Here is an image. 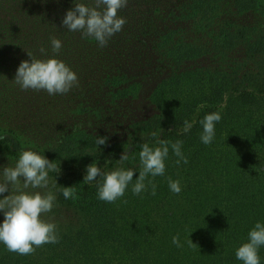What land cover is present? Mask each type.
Listing matches in <instances>:
<instances>
[{"label": "rangeland", "instance_id": "obj_1", "mask_svg": "<svg viewBox=\"0 0 264 264\" xmlns=\"http://www.w3.org/2000/svg\"><path fill=\"white\" fill-rule=\"evenodd\" d=\"M235 1L128 0L118 10L126 24L100 47L94 39L62 26L73 0H0V136L4 137L0 172L14 167L25 150L60 167L59 174L49 173L57 184L59 178L83 171L89 163L101 168L119 164L124 151L129 154L124 163L139 165L141 150L135 147L145 142L159 146L156 141L162 130L148 124L162 112L155 102L157 89L165 88L166 97L173 99L168 89L177 75L185 88L186 81L198 75L206 79L219 70L241 77L245 67L254 65L250 49L264 37V0L247 9H240ZM80 2L93 4V0ZM52 37L62 42L58 54L51 51ZM41 47L46 54L39 52ZM188 49L193 53L183 54ZM27 52L37 59L55 55L76 73L78 86L56 95L21 90L13 79L20 63L30 61ZM98 136L108 137L107 144L98 146ZM98 149L102 153L96 158ZM106 161H110L107 166ZM53 191L54 207L41 218L54 222L58 233L79 229L81 215L57 200V187ZM9 194H0V199ZM3 219L0 212V223ZM46 245L22 256L0 243V264H43Z\"/></svg>", "mask_w": 264, "mask_h": 264}, {"label": "trees", "instance_id": "obj_2", "mask_svg": "<svg viewBox=\"0 0 264 264\" xmlns=\"http://www.w3.org/2000/svg\"><path fill=\"white\" fill-rule=\"evenodd\" d=\"M255 2L235 4L247 9ZM250 51L254 65L245 67L241 77L216 70L206 79L198 75L186 81L183 88L177 75L168 89L173 99L166 97L165 88L155 91L162 112L148 124L161 128L160 139L183 141L181 151L188 159L177 165L169 147L165 174L149 177L156 185L155 196L150 185L139 196L132 194L140 164L102 168L135 170L124 196L114 203L98 199L96 181H83L86 167L58 179L57 200L74 208L83 222L73 232L59 233V243L46 245L43 264H242L236 249L248 242L257 221L264 223V37ZM192 53L188 49L183 54ZM213 112L222 118L213 142L204 145L200 121ZM185 120L192 124L188 132L183 131ZM101 153L98 149L95 157ZM169 178L180 182L179 194L170 191ZM63 187H73L75 198L65 199ZM177 234L182 247L172 244ZM190 240L195 245L190 246ZM258 255L264 264V246Z\"/></svg>", "mask_w": 264, "mask_h": 264}, {"label": "clouds", "instance_id": "obj_3", "mask_svg": "<svg viewBox=\"0 0 264 264\" xmlns=\"http://www.w3.org/2000/svg\"><path fill=\"white\" fill-rule=\"evenodd\" d=\"M74 7L69 9L62 19V26L72 32H80L83 38L94 39L100 47H105L109 39L119 33L126 24V19L118 16V10L127 6L128 0H93L91 6L73 0ZM53 54L60 53L61 40L50 38ZM41 54L46 50L41 47ZM29 60L20 63L14 76V83L21 90H45L49 95L67 94L71 88L78 86V77L63 61L55 58L37 59L28 53ZM218 112L207 114L200 123L203 126L200 140L204 145H210L215 136V125L221 120ZM192 127L187 120L184 121V132ZM157 134L152 133L155 137ZM0 139H4L0 136ZM108 137L98 136L96 144L106 145ZM159 146L152 147L145 142L139 152V176L132 185L133 195L139 196L151 186V195H156V185L152 179L165 174V159L169 154V147L178 158L176 164L188 163L187 157L181 151L183 141L175 142L163 139L157 140ZM129 154L123 152L118 160L123 165L128 161ZM110 161L105 162V166ZM50 172L60 173V167L49 161L44 155L32 150L19 153L14 167H3L0 172V194L9 192V195L0 199V212H3V222L0 223V243L7 251L22 256L34 254L37 248L45 244L59 243L60 236L54 222L41 218L42 214L52 211L56 202L53 191L57 187L56 179L49 177ZM134 169L116 167L106 171L97 164L86 166L84 182H97L98 199L114 203L122 198L129 184L133 181ZM99 177V180L97 179ZM147 181V184L145 183ZM168 186L171 192H181L180 182L169 178ZM62 195L65 199L75 198L73 187H63ZM123 203H127L124 200ZM190 246L195 245L190 240ZM172 244L182 247L179 234L172 237ZM264 246V223L257 221L248 232V242L243 243L235 251V256L242 264H260L258 250Z\"/></svg>", "mask_w": 264, "mask_h": 264}]
</instances>
